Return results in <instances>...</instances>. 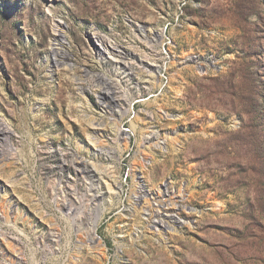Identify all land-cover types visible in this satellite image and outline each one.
I'll list each match as a JSON object with an SVG mask.
<instances>
[{"label": "rangeland", "instance_id": "1", "mask_svg": "<svg viewBox=\"0 0 264 264\" xmlns=\"http://www.w3.org/2000/svg\"><path fill=\"white\" fill-rule=\"evenodd\" d=\"M106 79L124 117L98 104ZM0 119V264H264V0H0ZM69 154L122 187L93 208Z\"/></svg>", "mask_w": 264, "mask_h": 264}, {"label": "bare ground", "instance_id": "2", "mask_svg": "<svg viewBox=\"0 0 264 264\" xmlns=\"http://www.w3.org/2000/svg\"><path fill=\"white\" fill-rule=\"evenodd\" d=\"M138 29L140 31H142L144 28L142 29V27H138ZM100 39H101L102 43L104 44V51L108 55L110 54L111 57H109V58L112 61H114L115 73L118 76H121L122 81H125L126 83H128L129 79H130L128 77L133 74L132 68L134 65H133V63H131L127 60L126 51H124V49H122V46H120L117 43L116 44L110 43L109 40L104 38V37H100ZM53 40L54 41L52 43L53 45L51 47L50 54H51V62H52V67H53L52 70L56 72V71H59L61 69L60 67H62V65L67 63L65 61V59H66V53H65V49H64L65 48V45H64L65 42L63 40V35H62L60 28H58V30L56 29V31L54 33V39ZM152 66H155V69L157 68L156 65H152ZM104 78H106V77L104 76ZM106 80L107 81H105V83L102 84L101 95L99 97L103 98V96H104L105 98L106 97L107 98L105 100L100 99L98 101L99 102L98 104H100L102 106V109L104 108V111L107 112L109 115L115 114L117 116L124 117L123 116L124 112L118 110L115 107V105H113V104H116L117 106H119L120 102H127L126 96L123 95L124 92L122 90V87H120V86L118 87L120 90V93H119L116 89L117 88V81L112 80V79L110 81H109V79H106ZM108 83H110V84L108 85ZM110 85H111V87H110ZM60 97H62V96H60V94H59L58 98H60ZM25 118H26V115H24V113L21 112L20 118L13 116L14 121L10 120L9 124L17 129V128H19V124L17 123V120L20 119L21 121H25ZM11 126H10V128H11ZM10 128L8 126H6V124L1 122V119H0V142L2 140L11 139L13 137L14 131L12 132V130ZM121 133L124 135L126 133V131L125 132L122 131ZM0 151H2V150L0 149ZM6 151L8 153H11L10 152L11 150L8 148ZM20 151H22V150H20ZM68 157H71V160L73 162H76L79 164L76 169L80 172L81 177L88 180V181H85V183H86L85 186L88 190L87 192H89L88 193L89 205L93 206V208L99 207V205H101V203H102V200H104V192L102 191V184H101L102 181H104V183H106V187L108 189L113 188V186H115V185H117V188L122 187L120 182H118L116 180L115 181L112 180V174H111V171L109 169L98 170L97 164L94 161L92 162V161H89L87 159H80V158L77 159V157H74V155H72V154H69ZM105 157H107L108 159L112 158L111 156H107V155H105ZM9 166H10V163H6L5 167L8 168ZM136 187L137 188L135 190H136L137 196L139 198L144 197L146 195V191L144 190V188L142 189V185H136ZM114 188H116V186ZM61 201H62V204L67 206L68 208H70L72 205V203L70 202V199L67 198L66 195L64 196L63 200L61 198ZM154 204L159 206V209L154 210L155 213L152 211L153 209H151V211L149 213L150 214L154 213L155 215H157V218H159V221H158L159 225L161 222H163V220H165L167 222V224H165V222H164V226H162L163 228H165V229H166V227L167 228H173L171 222L174 221V220H172L174 218V215L171 213V210H168V209H170V205L172 204V197L170 196V191L166 188L163 191V193L161 195H159L158 200L156 198H154ZM152 221H154V220H152ZM89 223L90 222L88 221V224ZM97 226H98V224H96V227ZM0 228H1L0 232L1 231L5 232V230H7V231H10L11 233H14L13 229L10 227H7V225L1 224ZM51 235H52V240L54 242H57L58 240L56 239V237H58L59 234L58 233L56 234L55 232L52 231ZM86 236H87V241H89V242H93L95 240L94 234L91 232H88L86 234ZM59 250L62 252V246L59 247ZM86 260H87V258H86ZM47 262H48V260L46 259L45 263H47ZM78 264H87V263L86 262H80Z\"/></svg>", "mask_w": 264, "mask_h": 264}]
</instances>
